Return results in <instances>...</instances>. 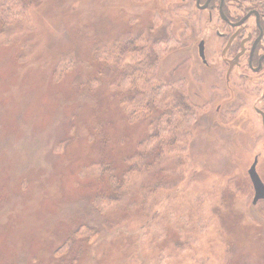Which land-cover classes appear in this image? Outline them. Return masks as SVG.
Listing matches in <instances>:
<instances>
[{"label":"rangeland","instance_id":"1","mask_svg":"<svg viewBox=\"0 0 264 264\" xmlns=\"http://www.w3.org/2000/svg\"><path fill=\"white\" fill-rule=\"evenodd\" d=\"M133 1L0 0V264H264L257 151L240 140L256 115L233 112L248 94L198 54L216 24ZM163 82L187 103L142 118L153 96L174 106Z\"/></svg>","mask_w":264,"mask_h":264},{"label":"flooded vegetation","instance_id":"2","mask_svg":"<svg viewBox=\"0 0 264 264\" xmlns=\"http://www.w3.org/2000/svg\"><path fill=\"white\" fill-rule=\"evenodd\" d=\"M176 1L180 3L178 11L186 5L194 4L200 14L206 13L198 20L205 19L209 31L216 24L215 31L210 32L215 36V52H209L207 60L209 45L207 40L202 39L198 45V54L204 66L213 72V78H217L218 67H210L211 62L216 66L219 65L217 61L221 60L224 70H221L219 81L230 96L239 94L241 98V94H248L249 97L234 103L232 110L240 114L242 109L249 110L256 115V122L253 123L255 128H252L251 133L243 132L240 140L247 150L257 151L253 164L256 161L257 173L264 183L263 161L261 163L264 156V0H161L169 4ZM189 35L193 41L192 35L196 34L190 32ZM202 43L205 60L200 53ZM191 47L196 50L194 43ZM251 92L255 94L252 96ZM251 123L249 121L247 126ZM242 125L245 126L244 123ZM256 128H261V134L252 136Z\"/></svg>","mask_w":264,"mask_h":264},{"label":"trees","instance_id":"3","mask_svg":"<svg viewBox=\"0 0 264 264\" xmlns=\"http://www.w3.org/2000/svg\"><path fill=\"white\" fill-rule=\"evenodd\" d=\"M136 1V2H134ZM133 2L134 3H138V2H143V1H146V0H134ZM163 23H158V21H154V26L153 28L154 29H159V27L162 25ZM173 35H168L167 37H162L161 39H158L157 42H156V46L160 43H166L168 40L171 41ZM155 46L153 47V51L155 52ZM111 55L108 56V59L109 60H112L111 59ZM163 90V96L166 95V96H169V97H172L174 100L169 103V104H173L174 106H167V105H164V103H162L163 101H160V99L162 98V96H153L151 99V101H148L147 104L145 105V109H139V111H141V115H142V118H146L147 116H149V113H151L153 111L154 108H157V109H163L165 107V109L171 111L170 115L169 116H174L176 117V115H178L179 113H181V110L180 111H177L178 108H182V105L183 104H186L187 101L183 98V96L179 95V92L177 90L176 87H174L172 84H166V83H160L158 86H156L155 88V93L157 91H162ZM176 99V100H175ZM182 101L183 103L181 104L180 101ZM122 104L123 106L125 107V105H128V103L126 101H122ZM153 107L152 109L150 107ZM186 111H188V109H185ZM164 116L165 114H162L161 116H159L158 118H156L154 121H153V124L154 126L156 127L157 129V133L156 135L154 136L153 138V141L154 142H158L157 145H161L162 148H160L161 150H163L164 152L168 151L167 149H165V146H169L170 144H173L174 147H175V143H176V138H175V135L172 134L169 138V141L168 142H165V139H164V134H163V130H162V123H163V120H164ZM134 118V117H133ZM192 120L191 119H188V122H191ZM195 123V122H194ZM192 137V136H191ZM194 138V137H193ZM192 138V140H193ZM191 139V138H190ZM159 140V141H158ZM168 140V139H166ZM192 143V141L190 142V144ZM170 147V146H169ZM171 148V147H170ZM154 148H152L153 150ZM169 152H177L175 151V149H171V151ZM112 202L115 201L114 198L111 199Z\"/></svg>","mask_w":264,"mask_h":264},{"label":"water","instance_id":"4","mask_svg":"<svg viewBox=\"0 0 264 264\" xmlns=\"http://www.w3.org/2000/svg\"><path fill=\"white\" fill-rule=\"evenodd\" d=\"M201 57L205 60L204 51H203V43L201 45ZM250 180L255 190V196L253 200V204L256 205L260 200H264V183L262 182L259 174L256 170V161L251 166L250 170L248 171Z\"/></svg>","mask_w":264,"mask_h":264}]
</instances>
